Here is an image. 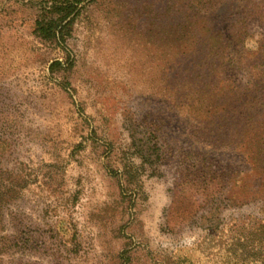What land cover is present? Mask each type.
Listing matches in <instances>:
<instances>
[{"label": "rangeland", "instance_id": "1", "mask_svg": "<svg viewBox=\"0 0 264 264\" xmlns=\"http://www.w3.org/2000/svg\"><path fill=\"white\" fill-rule=\"evenodd\" d=\"M207 1L82 0L58 72L63 52L33 32L38 0H0V264H219L231 249L262 264L243 151L264 145V116L244 150L210 145L170 71L187 38L171 28L199 27L188 15ZM210 3L224 34L246 18L242 60L263 69L264 0Z\"/></svg>", "mask_w": 264, "mask_h": 264}, {"label": "trees", "instance_id": "2", "mask_svg": "<svg viewBox=\"0 0 264 264\" xmlns=\"http://www.w3.org/2000/svg\"><path fill=\"white\" fill-rule=\"evenodd\" d=\"M81 2L82 0H38L40 10L34 19L33 32L43 41L59 47L64 54L63 59H54L49 63V71L55 69L64 72L73 63L67 37L82 7ZM210 2L208 0L205 3L209 5ZM208 5L201 14L193 12L188 15L200 18L199 27L192 23H183L171 28L174 32L182 30L187 35V38L181 40V51L175 52L170 61L172 80L176 81L179 91L182 92L179 96L187 101V112L200 124L199 137L204 138L210 145L244 150L245 145L240 140L253 129L260 116H264V62L261 63L263 69H255V74L250 73L248 65L243 63L242 47L239 44L246 28V18L235 19L227 26L229 34H224L217 27V21L210 22V19L215 21L216 16ZM232 70H244L246 80L239 83L225 74ZM60 84L62 88L67 87L65 81ZM255 139L257 144L262 141L261 136ZM243 152H246L247 162L252 164V179H258L254 187L248 182L251 187H246L249 196H253L260 189L261 196L264 197V145L257 150ZM245 175L250 178V173L245 172ZM211 194L213 192L204 191L203 196ZM206 234L210 239L200 243L205 249L209 247V241L215 233L212 229ZM235 254V250L231 249L219 264H244V252L237 256ZM260 263L264 264V259Z\"/></svg>", "mask_w": 264, "mask_h": 264}]
</instances>
